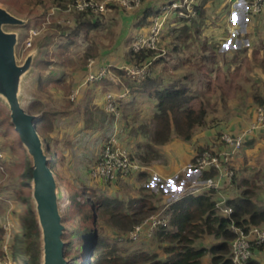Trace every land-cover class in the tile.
I'll return each mask as SVG.
<instances>
[{"label": "crops", "instance_id": "1", "mask_svg": "<svg viewBox=\"0 0 264 264\" xmlns=\"http://www.w3.org/2000/svg\"><path fill=\"white\" fill-rule=\"evenodd\" d=\"M166 1L147 0L134 10L112 11L109 17L117 18L122 24L116 47L119 48L123 41L131 47L137 37L149 35L152 25L139 27L137 24L148 9L161 8ZM197 9L205 16L191 24L178 22L173 15L166 21L160 38V55L150 71L154 83L146 90L140 85L144 81L126 77L123 71L133 67L127 60L130 47L125 49L124 68L107 64L114 76L103 81L109 87L101 92L100 100L104 103L106 95L111 93L118 100L122 113L117 123L109 128L111 136L116 135L121 146L134 158L137 153L141 159L146 158V154L159 155L155 165L141 161L140 170L120 180L132 182L137 176L159 173L163 177L161 182H175L168 186L175 199L169 204L162 201L165 206H170L186 194L210 191L196 192L207 182L201 180L202 171H182L198 155L200 148L213 146L215 151L224 150L226 146L219 141L222 135L246 134L244 147L232 162L236 176L231 183H222L215 200L218 201L221 195L229 204L247 196L259 209H264V129L252 130L257 107L264 104V9L253 20L249 17L246 0H199ZM249 55L254 56V66H250ZM253 69L256 75L250 76ZM168 89H185L184 97L189 100L187 107L198 111L204 109L205 117L193 130L191 140L186 141L173 133L166 144L156 145L153 141L159 104L156 93ZM228 89H232L231 92ZM236 98L243 107L235 111L232 105L238 103ZM225 104L230 109L225 110ZM145 131L150 135L148 141ZM170 177L175 180L166 179ZM166 195H170L167 190ZM261 227L264 229V225ZM208 237L213 236L203 238ZM203 238L198 242L199 247L209 249L218 243L214 238V242L205 244ZM256 256L264 264V249ZM205 258L213 264L211 254L205 255L201 264Z\"/></svg>", "mask_w": 264, "mask_h": 264}, {"label": "rangeland", "instance_id": "2", "mask_svg": "<svg viewBox=\"0 0 264 264\" xmlns=\"http://www.w3.org/2000/svg\"><path fill=\"white\" fill-rule=\"evenodd\" d=\"M72 2V0L67 2L66 7H59L55 0H13L11 4L0 2L1 7L29 22L24 28L5 27L7 32L20 34L17 48L19 63L23 64L32 51L39 52L33 71L27 75L23 83L21 95L23 108L32 115H40L39 113L43 111H57L50 149L56 153L59 162L56 178L60 191V209L67 227L65 240L72 239L70 233L75 226H91L101 238L116 245L124 257L134 252H145L157 254L161 259L167 258L164 248L169 245L168 242L163 243L155 235L148 236L146 232L137 239L129 240L131 231L124 234V231L114 228L101 217L92 220L93 213L90 211L92 206L87 205L85 210L80 209L74 201L75 194L82 193L83 190H94L98 198L118 202L117 207L129 216L140 212L136 216L140 224L159 213L164 207H168L162 201L165 200L169 204L173 201L171 199H175L171 194L173 190L168 189L169 185L175 184L173 181L175 179L170 177L166 179L172 178L173 182L168 180L161 182L163 177L159 173L144 177L137 176L132 182L120 180L127 177H120L114 182L91 177L92 169L111 136L112 130L109 128L117 123L122 113L119 111L120 116L116 117L115 114L107 111L106 97L104 103L100 100L103 96L101 92L109 87L108 84H103V81L113 79V72L104 80L92 82L89 79L102 69L111 68L107 66L108 63L124 68L125 49L129 48L130 44L123 41L119 48L116 47L119 42L118 30L122 24L117 18L107 16L104 29L90 34L87 40L83 36L78 37L76 43L65 52L60 45L67 41L66 34L64 38L56 25H71L67 9L73 5ZM33 30H36L38 35L33 38L32 46L26 48L30 32ZM85 52L91 55L88 60L85 58ZM253 58V55H249L250 66H254ZM254 75H256L255 69L250 72V76ZM230 90L232 89L227 91L231 92ZM237 101V104L232 105L235 111L238 107H243L240 100ZM226 105L224 109H230ZM0 121L3 122L0 125V152L3 156L0 159V226L6 231L5 242L1 246L7 247L9 252L14 235L21 230V215L28 204L35 214L36 209L32 196V182L27 187L22 184V173L28 164L32 163V159L14 129L8 105L1 98ZM133 132L137 133L135 129ZM144 135L147 141L150 140L147 131ZM136 144L138 145L136 148H139V144ZM203 148L210 150L214 147ZM139 155L137 153L134 158L131 154L139 166L141 161L153 165L159 161L157 154L151 156L146 154L144 159ZM166 190L170 195L164 196ZM141 200L147 202L143 210L134 204ZM214 240V237H208L203 238L202 242L210 244ZM8 264L13 263L8 261ZM202 264H211L210 259L205 258Z\"/></svg>", "mask_w": 264, "mask_h": 264}, {"label": "trees", "instance_id": "3", "mask_svg": "<svg viewBox=\"0 0 264 264\" xmlns=\"http://www.w3.org/2000/svg\"><path fill=\"white\" fill-rule=\"evenodd\" d=\"M13 0H0L3 4H11ZM59 7H66L70 0H55ZM73 1V0H72ZM123 11L114 7L112 11ZM111 11V12H112ZM107 14H96L93 12L69 13L71 25H56V28L62 35L66 34V42L61 43L65 52L69 50L76 42V39L83 36L89 39L90 34L104 29ZM161 8H150L146 11L143 18L139 20L138 26H151L156 17L161 16ZM204 12L200 10L198 17L203 18ZM259 14H254L249 5V17L256 19ZM65 38V36H64ZM160 55V50H144L134 52L131 47L127 55V60L133 67L144 66L155 63ZM89 52H85V58L90 57ZM121 72V71H120ZM150 75L140 85L144 90L153 84ZM185 89H168L164 92H157L159 99L158 113L155 116V132L153 141L156 145H164L170 139L173 133L180 138L189 141L193 136V130L202 124L205 111L194 110L187 107L188 98H185ZM264 103V102H263ZM262 103V104H263ZM39 119L36 129L42 137L47 154L50 158V168L58 176V157L51 150L53 141L52 134L55 130L57 111H43L39 113ZM3 122L0 121V125ZM206 148H200L198 155L203 153ZM213 150V149H210ZM217 175L214 170H205L201 172V180L208 181ZM22 184L27 187L32 182V163L28 164L22 173ZM216 191L210 190L198 195L186 194L182 199L168 206L170 215L169 225L160 227L155 237L161 242H168L169 245L164 248L167 255L166 259H161L157 254L145 252H134L124 257L121 255L116 245L101 238L95 229L91 226L79 227L71 231V240H67L66 257L69 264H201V259L207 255H212L213 264H233L230 259L231 243L235 239V234L230 230L231 220L217 214L216 210ZM74 201L80 209H86L87 205L91 208V219L97 217L103 218L114 228L127 232H132L139 224L136 216L126 214L117 207L118 202L108 199L98 198L94 190H83L82 193L75 194ZM134 204L139 206L140 210L146 208L145 200L137 201ZM234 208L233 219L240 226H263L264 209H259L247 197L238 201L230 202ZM89 208V207H87ZM21 230L14 235L12 244H10L9 255L3 250L1 244L5 242L6 231L0 226V260H7L8 257L13 264H42V241L41 231L38 220L33 208L28 204L27 209L20 218ZM205 236H213L218 243L212 245L209 249L199 247V240ZM125 237V236H124ZM264 245H254L253 255L246 264H262L256 256L258 251H262Z\"/></svg>", "mask_w": 264, "mask_h": 264}, {"label": "built area", "instance_id": "4", "mask_svg": "<svg viewBox=\"0 0 264 264\" xmlns=\"http://www.w3.org/2000/svg\"><path fill=\"white\" fill-rule=\"evenodd\" d=\"M147 0H73L70 9L77 12H93L96 14H107L114 10V7L123 11H130L139 8ZM248 6L254 14H261L264 9V0H246ZM198 2L199 0H167L161 6L162 14L154 18L151 33L147 36L137 37L131 44V49L134 52L144 50H159L160 38L168 18L173 15L178 22L191 24L198 18ZM38 35L36 30L30 32L26 48L32 46V41ZM152 63L144 66L126 67L123 69L126 76L142 82L146 80L151 72ZM112 74L110 69H102L96 76L90 77L89 81H100ZM106 109L119 117V103L116 97L112 94L106 96ZM264 129V104L257 107L256 123L252 127L254 129ZM246 134L233 137L228 134L221 136V142L226 146V149L215 151L206 150L200 155H197L192 161L183 167V172L188 171H205L214 170L217 175L215 178L208 180L201 189L215 190L220 192L222 183H231L235 176L232 162L237 154L243 149L245 144ZM3 156L0 152V159ZM140 166L131 157L128 149L121 146L116 135H113L105 143L102 154L92 169L91 177L93 179L104 180L106 182H114L120 177H129L134 172L140 170ZM219 194V193H218ZM216 210L219 216L231 220L230 230L235 234V239L231 243L230 259L233 264H246L253 255L254 245H264V229L261 226L249 225L247 227L236 224L233 219L234 208L227 204L223 196L219 195V200L216 201ZM170 215L168 207H164L159 213L147 218L145 221L138 224L132 232L129 233L128 239L134 240L143 235L144 232L148 236H153L157 233L160 227L169 225ZM5 248V249H4ZM3 250L9 255L7 247ZM7 260H0V264H8Z\"/></svg>", "mask_w": 264, "mask_h": 264}, {"label": "water", "instance_id": "5", "mask_svg": "<svg viewBox=\"0 0 264 264\" xmlns=\"http://www.w3.org/2000/svg\"><path fill=\"white\" fill-rule=\"evenodd\" d=\"M28 24L0 6V98L8 105L14 129L32 159V196L41 231L42 264H69L59 185L36 129L39 116L27 113L21 102L23 81L33 71L39 52L32 51L20 64L17 58L20 34L5 31L8 26L24 28Z\"/></svg>", "mask_w": 264, "mask_h": 264}]
</instances>
